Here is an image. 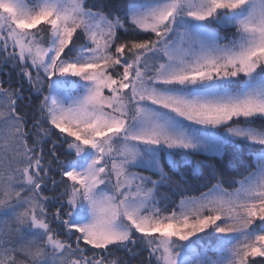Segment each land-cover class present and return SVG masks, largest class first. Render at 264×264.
<instances>
[{"label":"snow or ice","instance_id":"6c2138e0","mask_svg":"<svg viewBox=\"0 0 264 264\" xmlns=\"http://www.w3.org/2000/svg\"><path fill=\"white\" fill-rule=\"evenodd\" d=\"M0 264H264V0H0Z\"/></svg>","mask_w":264,"mask_h":264},{"label":"trees","instance_id":"16d2710c","mask_svg":"<svg viewBox=\"0 0 264 264\" xmlns=\"http://www.w3.org/2000/svg\"><path fill=\"white\" fill-rule=\"evenodd\" d=\"M247 152H248L247 148L243 145H241V146H228L226 148L227 154L225 156V160H229V159L236 160L242 154H247ZM196 159H203V157H196ZM216 162H217V164L220 163L219 158H217Z\"/></svg>","mask_w":264,"mask_h":264}]
</instances>
